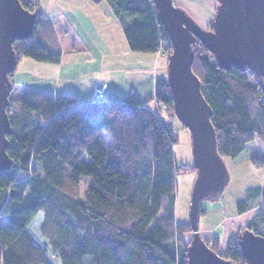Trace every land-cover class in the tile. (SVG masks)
Instances as JSON below:
<instances>
[{
	"label": "trees",
	"instance_id": "1",
	"mask_svg": "<svg viewBox=\"0 0 264 264\" xmlns=\"http://www.w3.org/2000/svg\"><path fill=\"white\" fill-rule=\"evenodd\" d=\"M90 1L107 3L123 22L131 51L163 48L168 57L171 42L152 0ZM20 2L35 14V27L32 37L13 43L11 165L0 169V264H187L191 237L186 241L184 234L190 223L174 217L178 135L168 77H156L153 94L144 99L130 91L121 100L107 94L105 103L16 86L12 74L22 57L48 62L61 57L58 40L54 47L43 42L55 35L50 18L36 0ZM191 48V69L211 108L219 155L250 161L264 177V88L248 68L220 67L198 38ZM150 99L160 101L157 110L146 105ZM190 166L195 170L193 162ZM254 195L259 210L242 229L257 233L264 182ZM248 208L245 201L237 203L238 213ZM242 229L223 252L217 251L216 236L204 240L226 259L246 264L238 243Z\"/></svg>",
	"mask_w": 264,
	"mask_h": 264
},
{
	"label": "water",
	"instance_id": "2",
	"mask_svg": "<svg viewBox=\"0 0 264 264\" xmlns=\"http://www.w3.org/2000/svg\"><path fill=\"white\" fill-rule=\"evenodd\" d=\"M171 42L167 77L176 118L190 132L196 171L191 200V239L186 247L187 264H236L211 249L200 236L197 219L205 199H218L230 174L217 151L211 108L191 69V43L198 38L224 69L248 68L264 88V0H217L211 28L201 27L173 0H152ZM35 14L20 0H0V169L11 165L7 154L11 125L7 107L12 84L9 73L16 62L13 43L34 34ZM238 243L246 264H264V236L242 229Z\"/></svg>",
	"mask_w": 264,
	"mask_h": 264
},
{
	"label": "crops",
	"instance_id": "3",
	"mask_svg": "<svg viewBox=\"0 0 264 264\" xmlns=\"http://www.w3.org/2000/svg\"><path fill=\"white\" fill-rule=\"evenodd\" d=\"M36 1L45 14L40 1ZM173 1L201 27H207L212 21L218 3L217 0ZM77 3L66 6L65 15L59 9L49 12L55 34L59 27L65 32L73 31L69 46L61 49L59 62L22 57L12 74L13 83L52 95L71 93L81 102L89 101L93 87L100 84H104L107 94L115 100L123 99L130 91L141 99L152 95L156 77H166L165 56L131 51L123 34V22L113 15L107 3L95 4L90 0ZM58 41L61 48L63 40L58 38ZM154 103L150 99L146 105L153 108ZM243 227L237 228L236 232ZM212 236L221 240L223 233H212ZM221 249L224 251L225 248Z\"/></svg>",
	"mask_w": 264,
	"mask_h": 264
},
{
	"label": "rangeland",
	"instance_id": "4",
	"mask_svg": "<svg viewBox=\"0 0 264 264\" xmlns=\"http://www.w3.org/2000/svg\"><path fill=\"white\" fill-rule=\"evenodd\" d=\"M42 10H44L47 17L50 18L49 12H55L58 9L65 13L64 10L69 5L78 4L79 0H39ZM106 4V3H105ZM62 5V7H60ZM67 6V8H66ZM209 28V24L207 26ZM59 27L58 32L53 36L54 38H48L49 41L43 40L45 43L52 45V42L57 41L58 38L63 40L61 43V49L68 47L70 43L69 39L71 31L65 32L64 28ZM57 30V29H56ZM80 31V30H79ZM80 33V32H78ZM84 37V36H83ZM47 39V37H45ZM59 42V41H58ZM55 44L52 46L54 47ZM54 49V48H53ZM158 55H164V53L155 52ZM166 71L167 76V58ZM16 76H17V72ZM16 82V77L13 79ZM13 82V81H12ZM18 92L14 90L12 92L13 111L18 106L17 97ZM157 110V104L154 103ZM154 108V107H153ZM95 119H98L96 117ZM173 126L177 133V140L173 143V155L175 162L178 166L181 164L190 165L193 162L192 157V140L190 132L182 125L177 119H173ZM260 151H263L261 144ZM226 167L230 174V179L223 192L218 199L202 201L201 208L203 212L199 213L197 219L198 231L203 239H209L212 233L220 235L223 233V238L219 240V251H223L221 248H225L227 239L233 235L237 228L245 226L255 217L259 210V198L254 195V189L262 186L263 184V172L262 169L255 167L250 161L233 162L229 157L223 158ZM191 168V167H190ZM178 170V169H177ZM196 179V171L190 170L184 173H178L175 179V201H174V217L178 223H190V200L191 192L194 181ZM239 201H245L249 207L243 213H238L237 203ZM207 207V208H206ZM205 208V209H204ZM224 228V230H223ZM256 231L258 234L264 236V218L256 223ZM223 230V231H222ZM219 231V232H217ZM192 235L191 231H187L184 234V238L187 241Z\"/></svg>",
	"mask_w": 264,
	"mask_h": 264
},
{
	"label": "built area",
	"instance_id": "5",
	"mask_svg": "<svg viewBox=\"0 0 264 264\" xmlns=\"http://www.w3.org/2000/svg\"><path fill=\"white\" fill-rule=\"evenodd\" d=\"M158 52L159 53H164V49L163 48H159ZM154 100L157 103H160L159 100H156V99H154ZM91 102H94V103L109 102V98L107 96L104 84H100V85H97V86L93 87ZM189 169H190V165L181 164L180 166L177 165L176 172L177 173H184V172H188Z\"/></svg>",
	"mask_w": 264,
	"mask_h": 264
}]
</instances>
